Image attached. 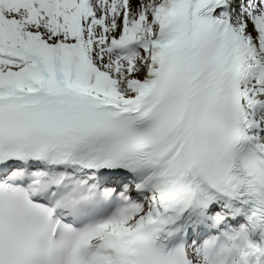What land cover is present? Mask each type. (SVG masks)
<instances>
[{"label": "snow or ice", "instance_id": "6c2138e0", "mask_svg": "<svg viewBox=\"0 0 264 264\" xmlns=\"http://www.w3.org/2000/svg\"><path fill=\"white\" fill-rule=\"evenodd\" d=\"M0 264H264V0H0Z\"/></svg>", "mask_w": 264, "mask_h": 264}]
</instances>
